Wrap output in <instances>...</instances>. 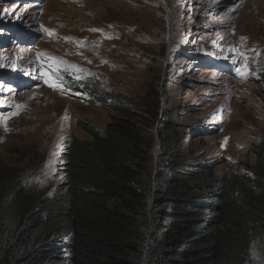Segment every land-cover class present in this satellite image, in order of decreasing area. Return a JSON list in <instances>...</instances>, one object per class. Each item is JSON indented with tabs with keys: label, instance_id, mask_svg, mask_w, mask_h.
<instances>
[{
	"label": "rangeland",
	"instance_id": "obj_1",
	"mask_svg": "<svg viewBox=\"0 0 264 264\" xmlns=\"http://www.w3.org/2000/svg\"><path fill=\"white\" fill-rule=\"evenodd\" d=\"M8 22L36 36V46L15 43ZM231 47L247 49L250 59L243 61L256 63L245 78L200 66V56L231 58ZM38 53L88 70L94 80L81 86L93 89L74 92L68 80L70 91L62 94L35 81ZM39 61L44 71L50 68ZM0 65V72L33 82L16 92L0 81V167L50 196L64 183L67 148L93 141L82 127L105 133L114 118L143 126L150 153L164 165L174 147L165 146L170 128L185 160L208 162L226 180L232 173L250 176L262 154L264 0H0ZM53 150L58 163L46 175ZM226 188L241 199L229 182Z\"/></svg>",
	"mask_w": 264,
	"mask_h": 264
},
{
	"label": "trees",
	"instance_id": "obj_2",
	"mask_svg": "<svg viewBox=\"0 0 264 264\" xmlns=\"http://www.w3.org/2000/svg\"><path fill=\"white\" fill-rule=\"evenodd\" d=\"M113 121L82 127L93 141L67 148L53 196L0 167V264H264V142L252 174L226 180L185 160L172 128L164 165L143 126Z\"/></svg>",
	"mask_w": 264,
	"mask_h": 264
},
{
	"label": "snow or ice",
	"instance_id": "obj_3",
	"mask_svg": "<svg viewBox=\"0 0 264 264\" xmlns=\"http://www.w3.org/2000/svg\"><path fill=\"white\" fill-rule=\"evenodd\" d=\"M48 31V30H46ZM91 31H101L100 29H91ZM52 33L49 32V35H51ZM105 38L107 39H111L113 37L111 36H105ZM65 40H70L72 38L70 37H65ZM246 37H241V40H246ZM83 44V42L77 41V45L81 46ZM221 51H224L223 48H221ZM229 53L233 56H237L240 59H233L232 62L233 64H238L240 62V60H249L250 58L246 55V53L241 52L240 49L235 48V47H231L228 49ZM252 51H255L254 49ZM258 55V54H257ZM37 58L38 60L43 58L46 60V62H48L49 67L57 72V73H62L63 71H66L68 69H73L75 70V72L77 73H81L84 70L82 68H80L78 65H74V64H68L66 61H63L60 58L57 57H42V55L40 53L37 54ZM90 63V61H89ZM3 65H0V67H2ZM238 72L241 73V75L243 76V72L241 71V69H237ZM244 71L246 72V66ZM41 77L44 80V83L52 90L54 91H59L63 94L64 91H70L69 89H66L64 84L58 79V77H53L52 73L49 71H44L41 70L40 72ZM18 109L21 107L20 105L16 106ZM65 119H67V116H65ZM5 130H7L6 128V123H5ZM61 140H63V137H61ZM227 142V138L224 142V144H226ZM224 144H222V147H224ZM62 148V144L61 143H57L55 145V149H61ZM50 159L46 161L45 163V170H46V175L51 173L52 175H54V169L56 164L58 163V152L56 150L51 151L50 153Z\"/></svg>",
	"mask_w": 264,
	"mask_h": 264
},
{
	"label": "clouds",
	"instance_id": "obj_4",
	"mask_svg": "<svg viewBox=\"0 0 264 264\" xmlns=\"http://www.w3.org/2000/svg\"><path fill=\"white\" fill-rule=\"evenodd\" d=\"M5 30H6V27L7 26H9V27H16V29H18L19 31H25L26 33H27V35L28 36H31L32 37V39H35V37L36 36H34L32 33H30V32H28L26 29H24L23 27H20V26H18V25H16V24H13V23H10V22H8V23H6L5 25ZM12 40H14L15 41V39L14 38H12V37H10ZM38 41V40H37ZM16 43V42H15ZM37 44V43H36ZM36 44H35V46H36ZM34 46V47H35ZM23 47H25L26 48V46L25 45H23ZM33 47V48H34ZM33 48H30L31 50L33 49ZM251 55V54H250ZM211 56V55H210ZM257 60V63H259V61H258V59H256ZM256 63H253L252 64V67L249 65V70H250V74L253 72L252 71V68L254 69V65H255ZM84 70V72H89L88 70H86V69H83ZM35 71V70H34ZM14 72H0V79L1 78H6L9 74H13ZM16 74H18V73H16ZM31 75H29V77H30ZM34 80L35 81H37V82H41L42 83V81H39L38 79H37V75H36V72L34 73ZM220 76H225V77H231V76H227L226 74H224V73H221V75ZM22 78H23V76H22ZM24 79H26V82L27 83H33V82H28L27 81V78H24ZM1 81V80H0ZM261 81H264V76L262 77V79H261ZM44 83V82H43ZM12 87V86H11ZM13 89V88H12ZM31 89V88H30ZM30 89H17V90H15V89H13V90H15L16 92H22V91H27V90H30ZM89 89H93V87H91V86H89V88H86L85 89V91H88ZM74 92H77V93H80V92H83V91H79V90H75Z\"/></svg>",
	"mask_w": 264,
	"mask_h": 264
},
{
	"label": "bare ground",
	"instance_id": "obj_5",
	"mask_svg": "<svg viewBox=\"0 0 264 264\" xmlns=\"http://www.w3.org/2000/svg\"><path fill=\"white\" fill-rule=\"evenodd\" d=\"M17 24H18V23H17ZM24 48H25V47H24ZM243 51H248V50L245 49V48H243ZM248 55H250L249 52H248ZM248 55H247V56H248ZM26 74H27V76H29L28 73H26ZM26 74H25V75H26ZM50 92H51V91H50Z\"/></svg>",
	"mask_w": 264,
	"mask_h": 264
}]
</instances>
